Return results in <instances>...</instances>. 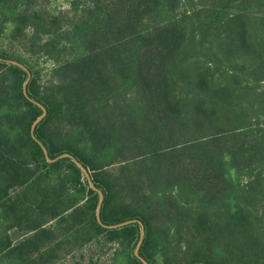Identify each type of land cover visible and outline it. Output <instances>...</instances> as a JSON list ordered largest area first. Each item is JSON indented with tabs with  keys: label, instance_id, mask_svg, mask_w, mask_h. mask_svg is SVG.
Returning <instances> with one entry per match:
<instances>
[{
	"label": "trees",
	"instance_id": "1",
	"mask_svg": "<svg viewBox=\"0 0 264 264\" xmlns=\"http://www.w3.org/2000/svg\"><path fill=\"white\" fill-rule=\"evenodd\" d=\"M28 1L9 42L54 65L25 94L0 44V264H115L139 222L148 264H264V0H73L37 50Z\"/></svg>",
	"mask_w": 264,
	"mask_h": 264
},
{
	"label": "rangeland",
	"instance_id": "2",
	"mask_svg": "<svg viewBox=\"0 0 264 264\" xmlns=\"http://www.w3.org/2000/svg\"><path fill=\"white\" fill-rule=\"evenodd\" d=\"M16 1V0H15ZM79 3V7L81 4L84 3V0H76ZM14 0H9L0 2V8H2V12H0V44L2 46H5V51H7L10 54H13L14 56L18 57H7L8 62H12L13 64L19 65L21 68L26 70L27 76L22 84L23 93L26 94V84L30 83L33 80L31 91L33 93H39L40 90H42V87L47 83L49 80L50 70L52 69L54 63L51 59H49L46 55L41 53H25L24 47L19 45L18 41L9 42V36L10 31L12 28V23L10 22V16L12 15L11 9L9 8L10 4H13ZM73 0H29L28 3H30L31 9H33L32 12H35L32 14V17L38 16L40 17L42 13H44L46 16H56L57 20L54 26L51 27V29L47 26L46 29L48 32L44 35L42 33V29H38V35L37 37H41L42 39L39 40V44L36 43V49H38V46L44 42L46 38H51L53 36V31H56L57 33L63 26H65L66 21L64 17H60V15H63L61 13L67 11L71 7V3ZM190 0H177L178 5V11L183 10L185 7L190 6ZM4 8V9H3ZM50 18V17H48ZM42 19V18H41ZM32 29L28 30L30 33ZM40 108L43 110V106L36 102ZM41 115L36 118L32 124L31 127H34L35 124L41 119ZM49 160V159H48ZM77 166L81 169V171L89 176L88 171L81 165L80 162H76ZM88 184L91 188L98 191L99 194V201L102 197V193L100 190L94 185L93 181L88 179ZM99 208V206H98ZM98 208H96V214L98 211ZM130 222H133L131 219H127L125 221L119 222L117 224H112L110 227H120L123 225H126ZM140 224V223H139ZM142 232V238L144 236V228L142 223L139 227L138 237L136 238L135 234L131 236L129 231L125 232V236H119L112 244H108L105 248L104 254H106L104 257H102V252L96 253L95 258H106L109 260L110 258L114 257L115 264H133L132 262V256L135 255L143 264H148L142 257H140L138 250L140 247V243L142 239H140V235ZM135 249H137V255L135 254ZM104 251V249H102ZM72 263V261H70ZM108 262V261H107Z\"/></svg>",
	"mask_w": 264,
	"mask_h": 264
},
{
	"label": "water",
	"instance_id": "3",
	"mask_svg": "<svg viewBox=\"0 0 264 264\" xmlns=\"http://www.w3.org/2000/svg\"><path fill=\"white\" fill-rule=\"evenodd\" d=\"M44 113H45V110L43 109V113H42V115H44ZM102 199V197L100 198V200ZM99 203H100V201H99ZM98 212V211H97ZM97 216L99 217V214L97 213ZM140 223V222H139ZM141 224V223H140ZM140 239H142V232H141V235H140ZM135 254L137 255V249H135Z\"/></svg>",
	"mask_w": 264,
	"mask_h": 264
}]
</instances>
